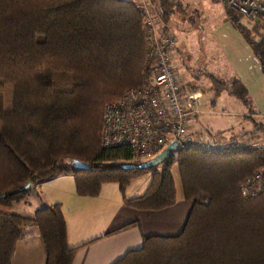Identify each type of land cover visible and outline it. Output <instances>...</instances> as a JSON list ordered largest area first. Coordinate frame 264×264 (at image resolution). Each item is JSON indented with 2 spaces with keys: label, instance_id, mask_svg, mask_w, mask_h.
<instances>
[{
  "label": "trees",
  "instance_id": "obj_1",
  "mask_svg": "<svg viewBox=\"0 0 264 264\" xmlns=\"http://www.w3.org/2000/svg\"><path fill=\"white\" fill-rule=\"evenodd\" d=\"M152 3L166 23L181 5ZM226 7L264 75V24H255L254 37ZM144 13L135 0H0V264H11L27 224L44 240L46 264H73L78 248L68 244L59 202L32 215L11 210L41 182L73 174L76 192L85 195L98 193L105 181L124 191L131 179L151 173L147 188L124 202L160 210L177 199L173 164L192 206L186 224L174 236H145L112 264H264V144L237 137L218 139L217 150L186 144L146 168L139 165L145 160L132 159L130 146L101 144L105 104L151 76ZM212 80L217 93L249 99L243 80ZM260 124L255 129L264 130ZM67 158L90 165L72 167ZM257 172L261 180L244 193L242 185ZM27 181L35 186L13 193Z\"/></svg>",
  "mask_w": 264,
  "mask_h": 264
},
{
  "label": "crops",
  "instance_id": "obj_2",
  "mask_svg": "<svg viewBox=\"0 0 264 264\" xmlns=\"http://www.w3.org/2000/svg\"><path fill=\"white\" fill-rule=\"evenodd\" d=\"M135 1L139 4L142 0ZM221 1L227 11L224 0ZM183 7L186 8L184 5ZM168 25L166 23V27ZM215 40L218 44L215 50L222 51L226 58L225 60L218 58L216 65H214L215 69L210 65L208 67L210 68L209 71H206L203 75L206 78H211V80L212 78L222 80L220 75H217L220 71L218 68L219 61L223 60L226 62L231 67L232 72H230L231 78H228L226 74L222 73L224 75L221 76L225 77L223 81H232L233 79L243 80L244 85L249 91V103L252 104V108L250 109H252L253 119L255 122L263 124L264 127V75H258L255 69L253 70L249 66L250 57H245L246 60L244 62L242 58H239L238 61L240 67H242L241 69L237 68L238 61H235L237 59L236 55L232 51L230 53L229 51L225 52L220 47L221 45L219 46V41L216 38ZM180 62L181 60L179 58V70L175 69L172 57V66L178 73L179 82L183 83L185 88L192 89V86L195 85H189L188 83L190 82L184 83L182 81L183 78H187V73L184 69L185 67L180 66ZM224 90L228 92L227 89ZM210 102L211 105L216 106L214 99ZM204 106L205 110L203 112L216 111L207 109L205 100ZM200 114L194 116V118H190L188 124L189 131L193 134L194 132H204L216 135L214 132L217 131L213 130L211 125H208L204 119L200 118ZM262 132L264 130H257L253 127L252 133L249 136L253 137L252 139L254 141ZM255 142L264 144L262 141ZM171 169L173 171L174 182H176L177 199L172 205L160 210L138 209L128 206L124 202L125 197L135 196V194H139L147 188L151 173L131 179L124 191H121L120 185L117 182L105 181L101 184L102 188L98 193L85 195L76 192L73 174H57L53 178L37 185V190L31 192L33 196H31L30 202L40 199L44 202V205L57 202L61 204V209L64 211L65 221L68 226V244L78 248L73 258V264H112L129 249L139 247L145 236L151 234L174 236L186 224L188 212L192 207L191 202L183 194L182 181H180V171L177 164H173ZM36 229L35 225L27 224L24 229V235L15 243L14 253L11 255L10 260L11 264H46L47 249H45L43 238Z\"/></svg>",
  "mask_w": 264,
  "mask_h": 264
},
{
  "label": "built area",
  "instance_id": "obj_3",
  "mask_svg": "<svg viewBox=\"0 0 264 264\" xmlns=\"http://www.w3.org/2000/svg\"><path fill=\"white\" fill-rule=\"evenodd\" d=\"M151 0L139 4L152 37L147 52L151 76L147 84L130 86L104 106L102 127L103 147L128 145L132 159L147 160L163 150L172 140L180 144L199 145L209 150L222 147L215 135L189 131L190 118L205 110L204 94L198 89L185 88L173 69L171 51L176 35L168 29H157ZM232 11L254 23L264 24V0H224ZM261 180L257 172L247 178L246 186Z\"/></svg>",
  "mask_w": 264,
  "mask_h": 264
},
{
  "label": "rangeland",
  "instance_id": "obj_4",
  "mask_svg": "<svg viewBox=\"0 0 264 264\" xmlns=\"http://www.w3.org/2000/svg\"><path fill=\"white\" fill-rule=\"evenodd\" d=\"M177 1L181 5L176 7L175 12L172 13L167 22L169 28L166 27V21L160 19L152 0L150 2L151 8H153L154 20L157 24L156 28L171 29L176 34L174 50L172 51L174 68L179 70L178 60L180 58L181 65H179L184 66L187 73V78H183L182 81L184 83L190 82L189 85L193 84L200 89L204 93L206 108L216 110L203 112L200 114V118L211 125L213 130L221 131L218 134H216L217 132L214 133L217 135L215 137H218L222 142H227L230 137H237L241 142L253 141V137L249 136L255 122L252 117L248 116L252 115L250 100L243 101L224 89L217 93L215 90L217 85L214 80L206 78L203 74L209 71L210 68L208 67L210 65L215 69L214 65H216L218 58L224 60L226 58L222 51L215 50L216 45H218L215 38L225 52L229 51L230 53L232 51L236 55V62L239 58H242L244 62L245 57H250L249 66L253 70L255 69L258 75H261L263 71L258 58L255 57L256 55L251 50V46L241 36V32L233 26L231 19L226 16V8L221 0ZM185 19L186 21H184ZM241 20L242 24L255 30L253 35L257 37L259 29H255L256 23L244 16ZM236 67L241 69L242 66L240 67L239 61ZM218 68L220 71L218 70L219 74L217 75H220L222 80L225 79L224 76H221L224 74L231 78L230 72H232V69L226 62L219 61ZM213 99L216 106L211 105L210 101ZM255 141L264 142V132ZM31 196L33 194L29 192L20 199H15L11 210L24 215H32L36 208L44 205V202L40 199L30 202ZM28 200L30 203L27 202Z\"/></svg>",
  "mask_w": 264,
  "mask_h": 264
},
{
  "label": "water",
  "instance_id": "obj_5",
  "mask_svg": "<svg viewBox=\"0 0 264 264\" xmlns=\"http://www.w3.org/2000/svg\"><path fill=\"white\" fill-rule=\"evenodd\" d=\"M179 143L177 140H172L170 143L167 144V146L158 152V154L154 155L153 157L145 160L144 162L140 163L139 165L141 167H153L157 165L160 162H163L168 155H170L172 152H174L179 147ZM67 161L71 164L72 167L76 168H88L90 164L85 163L84 161H80L76 158H67ZM35 186V184L31 181H27L22 186L17 187L13 191V193H19L28 189H32Z\"/></svg>",
  "mask_w": 264,
  "mask_h": 264
}]
</instances>
